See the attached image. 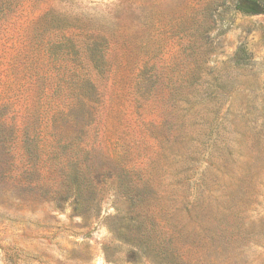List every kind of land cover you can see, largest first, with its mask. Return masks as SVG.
<instances>
[{"label": "rangeland", "instance_id": "1", "mask_svg": "<svg viewBox=\"0 0 264 264\" xmlns=\"http://www.w3.org/2000/svg\"><path fill=\"white\" fill-rule=\"evenodd\" d=\"M235 2L0 0V264H264V11Z\"/></svg>", "mask_w": 264, "mask_h": 264}, {"label": "trees", "instance_id": "2", "mask_svg": "<svg viewBox=\"0 0 264 264\" xmlns=\"http://www.w3.org/2000/svg\"><path fill=\"white\" fill-rule=\"evenodd\" d=\"M234 9L246 14H258L264 11L261 0H236Z\"/></svg>", "mask_w": 264, "mask_h": 264}]
</instances>
